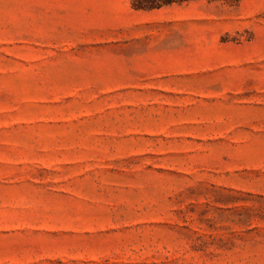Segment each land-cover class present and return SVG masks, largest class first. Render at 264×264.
Instances as JSON below:
<instances>
[{"label":"rangeland","instance_id":"obj_1","mask_svg":"<svg viewBox=\"0 0 264 264\" xmlns=\"http://www.w3.org/2000/svg\"><path fill=\"white\" fill-rule=\"evenodd\" d=\"M0 264H264V0H0Z\"/></svg>","mask_w":264,"mask_h":264},{"label":"trees","instance_id":"obj_2","mask_svg":"<svg viewBox=\"0 0 264 264\" xmlns=\"http://www.w3.org/2000/svg\"><path fill=\"white\" fill-rule=\"evenodd\" d=\"M193 0H132V6L137 10H154L173 4H182Z\"/></svg>","mask_w":264,"mask_h":264}]
</instances>
